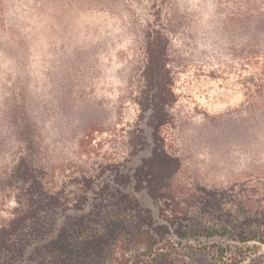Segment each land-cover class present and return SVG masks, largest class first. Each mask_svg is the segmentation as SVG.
Here are the masks:
<instances>
[{
    "label": "rangeland",
    "instance_id": "rangeland-1",
    "mask_svg": "<svg viewBox=\"0 0 264 264\" xmlns=\"http://www.w3.org/2000/svg\"><path fill=\"white\" fill-rule=\"evenodd\" d=\"M40 200L55 226L0 240V264H62L46 247L71 218L128 230L140 214L150 236L119 229L90 264H264L241 241L264 233V0H0V230Z\"/></svg>",
    "mask_w": 264,
    "mask_h": 264
},
{
    "label": "trees",
    "instance_id": "trees-1",
    "mask_svg": "<svg viewBox=\"0 0 264 264\" xmlns=\"http://www.w3.org/2000/svg\"><path fill=\"white\" fill-rule=\"evenodd\" d=\"M167 65L168 60L166 58L164 48L154 49L151 47L148 66V78L150 79V81L158 82L161 75H163L164 77H169L170 73L167 70ZM164 94V90H157V92L149 100L151 102L148 105L153 112V122L157 124L160 123V125H163L165 122V118L169 116L168 109L170 105L161 100ZM159 127L160 126H156L157 137L160 134ZM159 149L161 148H157L156 150ZM155 158L161 160H169L171 162L177 163L176 159L168 156L163 151L156 152ZM165 177L166 175L161 172L157 179L163 181ZM40 189V186L37 187V191ZM117 203L123 205V208L128 209L129 206L131 207L136 202L133 198L122 196L117 199ZM41 204L42 201L40 200V204L35 207H29V211H27L23 217L11 220L7 228L0 230V240L4 242L3 240H7L8 237L13 236L15 240L17 239L19 242H22L23 239H28L31 237H45L56 224L54 211L55 203H53L52 200L48 202L51 213L50 211H47L45 215H40L41 210L39 208ZM94 215H99V213H94ZM27 220H31L29 225ZM70 221L71 223L69 222L68 226H65V228L59 231L58 234L52 237L51 241L48 244V247H46L50 248L53 254H56L60 258H63L62 264H90L92 263L91 261H96L99 258H104L107 253L108 243L111 239L119 234V229H121V231L125 230V234L130 236H150V232L142 231V227L144 225L151 226V224L148 223L147 218L142 216L141 214L131 220V224H129L130 229L128 230L120 228V224L113 225V223H109L111 220L107 222L102 230L87 228V225L90 222L87 221V218L85 216H76L71 218ZM125 222L126 220H123L121 224L123 225ZM188 234V231L183 232L181 238H185ZM252 238L253 239L242 237L241 241L247 242L256 239L258 242L264 245L263 232H257ZM72 240H76V242H78L77 247H74L72 245ZM226 250L227 248H220L219 253L221 254L222 258L224 257ZM172 256L173 253L171 251L164 260V262L166 263H163L162 259H156V264H169ZM237 263L238 261H236L234 264ZM184 264L194 263L193 261H188V263Z\"/></svg>",
    "mask_w": 264,
    "mask_h": 264
}]
</instances>
